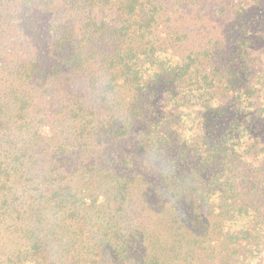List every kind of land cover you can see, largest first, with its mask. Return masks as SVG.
Returning a JSON list of instances; mask_svg holds the SVG:
<instances>
[{
	"label": "trees",
	"instance_id": "16d2710c",
	"mask_svg": "<svg viewBox=\"0 0 264 264\" xmlns=\"http://www.w3.org/2000/svg\"><path fill=\"white\" fill-rule=\"evenodd\" d=\"M0 264H264V0H0Z\"/></svg>",
	"mask_w": 264,
	"mask_h": 264
}]
</instances>
